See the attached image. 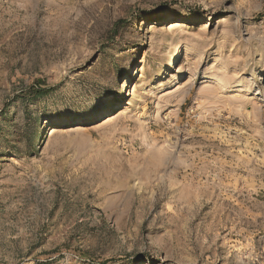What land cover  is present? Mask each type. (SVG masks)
<instances>
[{
	"label": "rangeland",
	"instance_id": "rangeland-1",
	"mask_svg": "<svg viewBox=\"0 0 264 264\" xmlns=\"http://www.w3.org/2000/svg\"><path fill=\"white\" fill-rule=\"evenodd\" d=\"M0 264H264V0H0Z\"/></svg>",
	"mask_w": 264,
	"mask_h": 264
},
{
	"label": "bare ground",
	"instance_id": "bare-ground-1",
	"mask_svg": "<svg viewBox=\"0 0 264 264\" xmlns=\"http://www.w3.org/2000/svg\"><path fill=\"white\" fill-rule=\"evenodd\" d=\"M174 24V23H173ZM177 25H178V23H177ZM172 26V25H171ZM125 111H122L121 112V114H123ZM109 116H113V115H109ZM114 118V117H113ZM112 117H110L108 120H111V119H113Z\"/></svg>",
	"mask_w": 264,
	"mask_h": 264
}]
</instances>
